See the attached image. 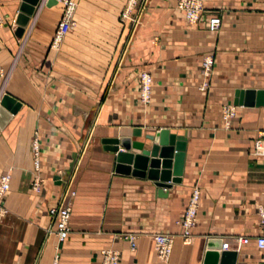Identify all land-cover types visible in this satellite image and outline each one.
Instances as JSON below:
<instances>
[{
	"label": "crops",
	"instance_id": "1",
	"mask_svg": "<svg viewBox=\"0 0 264 264\" xmlns=\"http://www.w3.org/2000/svg\"><path fill=\"white\" fill-rule=\"evenodd\" d=\"M75 1L74 24L52 47L62 2L41 0L17 36L20 0H0V96L20 103L0 126V174L10 175L0 264H100L103 249L118 251L119 264H204L211 239L237 252L235 264H264L254 244L264 155L250 153L264 104L234 103L238 89L264 90V0H202L195 24L175 0H137L136 22L122 17L128 0ZM213 14L216 31L206 22ZM205 55L214 62L201 88ZM143 70L153 77L148 103L139 99ZM225 105L235 107L229 126ZM164 127L185 139V155L181 182L158 196L154 181L115 171L102 138L124 134L149 147L145 133ZM195 187L197 219L184 243L179 220ZM65 190L75 194L69 235L58 242L48 210ZM156 233L173 236L168 262L154 251ZM239 237L250 242L238 245Z\"/></svg>",
	"mask_w": 264,
	"mask_h": 264
},
{
	"label": "built area",
	"instance_id": "2",
	"mask_svg": "<svg viewBox=\"0 0 264 264\" xmlns=\"http://www.w3.org/2000/svg\"><path fill=\"white\" fill-rule=\"evenodd\" d=\"M63 4L62 15H60L51 37L50 45L56 47L60 40L69 32L74 24V11L76 7L75 0H58ZM137 4V0H128V3L122 13L123 18H131L138 20V16L132 14V10ZM175 6L180 10L186 21L189 24H195L202 19L203 2L202 0H175ZM207 26L210 31L218 30L221 24V17L213 14L207 18ZM214 59L212 55H205L201 60V73L204 80L201 88H205L208 84L206 77L212 71ZM139 99L142 103H148L151 98L153 77L149 71L143 70L139 73ZM235 115V107L233 105H225L221 110V116L225 126H229L231 119ZM253 155H264V129L257 132L253 145L250 151ZM34 167L38 166V150L37 145L33 143ZM10 175L8 171L0 174V220L4 217L6 210L3 206V196L9 188ZM40 179L35 177L31 183L33 190L39 189ZM74 191L65 190L60 192L57 201L49 208L48 214L51 218L52 228L48 232L52 233L58 242L65 241L69 235V220L71 217V202L70 199L74 196ZM200 201V191L194 188L189 196L188 202L185 206L179 225L181 228V237L184 243L191 241L192 229L195 226L197 219V211ZM258 224L260 227V234L254 237L255 246L264 250V196L262 202L257 209ZM131 249L135 248V237L133 235L128 237ZM154 251L163 262H168L172 253L173 236L165 233H156L152 236ZM238 245L247 244L250 239L247 237L237 238ZM226 249V244L222 245ZM100 264H119V253L113 249H103L100 252ZM51 264H56V257Z\"/></svg>",
	"mask_w": 264,
	"mask_h": 264
},
{
	"label": "water",
	"instance_id": "3",
	"mask_svg": "<svg viewBox=\"0 0 264 264\" xmlns=\"http://www.w3.org/2000/svg\"><path fill=\"white\" fill-rule=\"evenodd\" d=\"M41 0H20L15 17V35L20 36L27 25L29 16ZM56 0H44L45 5H51ZM235 104L262 105L264 104L263 89H238L235 91ZM20 103L10 95L3 93L0 96V126H2L15 112ZM141 133L140 127L132 130L133 135ZM145 138L153 141L149 147L140 139L119 134L102 138L104 148L115 152V171L131 173L136 177H147L154 181L158 196L171 187V183H180L183 172L185 155V139L168 128H160L153 133H145ZM131 148L137 150L131 152ZM75 155V154H74ZM73 155V156H74ZM72 165V163H71ZM221 240L208 241V250L205 253L204 264H235L237 252L225 250Z\"/></svg>",
	"mask_w": 264,
	"mask_h": 264
}]
</instances>
